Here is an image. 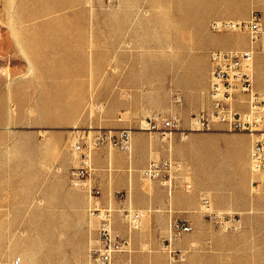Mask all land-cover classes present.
<instances>
[{"label": "crops", "instance_id": "crops-1", "mask_svg": "<svg viewBox=\"0 0 264 264\" xmlns=\"http://www.w3.org/2000/svg\"><path fill=\"white\" fill-rule=\"evenodd\" d=\"M252 11L260 13L264 30V0H118L115 14L123 20L116 24L118 33L115 37L109 43L104 42L105 51L109 50V53L97 57V60L115 62L117 73L113 77L120 78L128 76L134 68L126 70L124 63L208 61L213 50L251 49L253 85L264 94V32L252 44L247 33H214L209 28L213 19L246 20ZM167 28L173 30L169 34L170 41H149L145 36L147 30ZM16 42L31 68L22 46ZM149 45L162 48L173 46L174 53L148 56L145 50ZM101 49L103 51V47ZM65 70L63 67L62 72ZM209 80L207 74L205 87H209ZM154 92L150 103L145 104V117L170 109L171 90L158 88ZM113 93L118 95L119 91ZM179 93L188 103L184 112L187 116L189 107H194L190 102H197L200 94L187 89ZM202 95L209 104L207 92L206 97L205 93ZM222 127L217 123L213 130L191 133L185 140L174 134L171 140L165 141L156 134L136 131L132 135L129 157L126 152H110L107 147L93 152L94 171L91 178L101 191L100 201L117 209L135 208L145 212L141 228L136 231L127 228L120 212L113 213L115 231L129 236L132 247L127 253L115 255L116 264H264V175L253 173L250 169L251 137L245 133L222 130ZM21 152L0 150V264H70L65 241L62 249L55 248L52 232H46V247L41 252L44 257L38 258L37 232L32 227L26 233L18 230L23 220L30 223L37 221L32 208L27 217L21 214L22 207L55 204L53 198H43L38 203L34 198L14 197L12 192L8 197L4 196L3 181L7 179V174L14 171L29 173L31 182L33 180L29 190L37 189L38 155L31 153L26 157ZM19 158L23 165V160H27L28 165L18 166ZM167 158L180 164L175 187L168 191L156 181L145 180L144 184L141 169L150 160ZM185 183H190L191 187L186 189ZM9 185H12L10 191L22 189L21 184L17 188L13 183ZM117 192H124L122 199H117ZM204 199L208 200L209 209L203 206ZM69 202V198H62L57 204L68 206ZM79 206L83 213L75 216L73 221L78 224L83 239V257L79 261L86 264L90 232L95 235L98 221L86 217L84 200ZM208 212L236 215L239 226L235 230H224L206 218ZM66 219L63 216V220ZM174 219L188 223L191 229L172 238L168 225ZM167 238H172L170 246L178 252L175 261L170 262L161 247L162 241Z\"/></svg>", "mask_w": 264, "mask_h": 264}, {"label": "rangeland", "instance_id": "rangeland-1", "mask_svg": "<svg viewBox=\"0 0 264 264\" xmlns=\"http://www.w3.org/2000/svg\"><path fill=\"white\" fill-rule=\"evenodd\" d=\"M117 3L118 0H0V150L22 151L26 157L38 155L37 189L29 190L33 182L29 173L14 171L3 181L4 196L12 192L14 197L34 198L38 203L43 198H53L55 202L53 206L22 207L21 214L28 217L32 208L37 215V221L19 223L18 230L26 233L32 227L37 232L38 258L44 257L41 252L46 247L47 231L53 233L55 248L62 249L65 241L70 264H80L83 257V239L73 221L83 213L80 201H85L86 217H94L88 211L87 191L70 184V173L77 165L71 150L76 137L88 131L93 135L99 128L136 126L145 118V104L150 103V96L158 88L171 90L170 109L153 114L177 112L185 122L191 113L209 106L202 95L206 97L208 88L205 81L207 74L210 77L209 59L124 63V69L134 68L120 78L113 77L117 73L115 62L97 60L109 53L104 42L115 37L116 24L123 20L115 14ZM170 33L173 30L169 28L151 29L145 36L149 41H170ZM145 53L172 54L174 50L173 46L149 45ZM186 89L200 94L197 102H190L194 107H189L187 116L184 112L188 103L179 95ZM119 118L121 122L116 121ZM17 160L18 166L28 165L27 160H23L24 165L21 158ZM9 183L15 188L21 184L22 189L10 191ZM62 198L70 199L68 206L57 204ZM63 216L67 219L63 220ZM90 235L87 254L97 238V228L95 235L93 231ZM172 238L161 243L170 262L178 258V252L170 246Z\"/></svg>", "mask_w": 264, "mask_h": 264}, {"label": "built area", "instance_id": "built-area-1", "mask_svg": "<svg viewBox=\"0 0 264 264\" xmlns=\"http://www.w3.org/2000/svg\"><path fill=\"white\" fill-rule=\"evenodd\" d=\"M213 32L247 33L250 43L255 44L262 32L261 16L252 11L246 20L213 19L209 23ZM210 80L207 90L209 106L193 112L183 121L177 112L155 113L145 117L136 126L99 128L96 133L85 132L76 137L71 150L76 155L77 165L70 173V184L84 189L89 195L88 211L97 219V238L89 247L86 264H116L115 255L131 251V239L115 231L113 213L121 212L130 231L139 230L145 216L143 210L135 208H114L104 205L99 197L101 191L91 181L94 171L92 155L94 150L107 146L121 152L130 150L132 135L136 131L156 134L161 139H170L177 134L185 140L191 133L211 131L214 124L223 125L222 130L245 133L251 137L249 152L250 168L254 173L264 174V94L253 85V51L251 49L214 50L209 55ZM120 120V119H119ZM179 164L170 159L150 160L140 173L142 179L156 181L171 191ZM190 183H185L189 189ZM121 199L122 192L115 193ZM203 206L209 209L208 200ZM206 218L224 230L238 228V218L230 213L208 212ZM191 226L180 220L169 223V232L177 236L189 231Z\"/></svg>", "mask_w": 264, "mask_h": 264}, {"label": "bare ground", "instance_id": "bare-ground-1", "mask_svg": "<svg viewBox=\"0 0 264 264\" xmlns=\"http://www.w3.org/2000/svg\"><path fill=\"white\" fill-rule=\"evenodd\" d=\"M8 71V70H7ZM8 73V72H7ZM177 100H179L180 101V99L177 97ZM153 114V113H152ZM152 114H150V115H152ZM149 116V115H148ZM9 126V125H8ZM8 128V127H7ZM251 148V147H250ZM131 149H132V142H131V147H130V150L129 151H126V153H127V155L129 156L130 155V153H131ZM110 151H112L111 149H110ZM73 155H74V157H76V155H75V153L73 152L72 153ZM249 163H250V158H249ZM251 169V168H250ZM254 173V172H253ZM258 174V173H257ZM261 175H264L263 173H260ZM91 218V217H90ZM90 222L92 223V221L90 220ZM98 225V224H97ZM170 233V232H169Z\"/></svg>", "mask_w": 264, "mask_h": 264}]
</instances>
